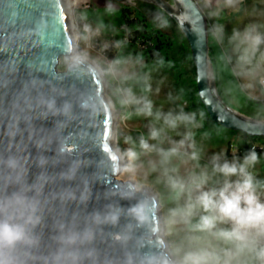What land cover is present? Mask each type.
<instances>
[{
	"label": "water",
	"instance_id": "obj_1",
	"mask_svg": "<svg viewBox=\"0 0 264 264\" xmlns=\"http://www.w3.org/2000/svg\"><path fill=\"white\" fill-rule=\"evenodd\" d=\"M112 1L125 7L135 2L151 4L170 17L188 42L198 96L212 121L234 133L264 139V120L239 113L219 94L210 58L208 21L195 0ZM5 45L7 50H0V195L20 187L9 181V177L14 181L15 173L3 163L10 156L23 165L22 184L42 183L38 196L41 221L35 228L39 245L32 250L35 259L27 264H49L47 258L58 248L61 232L86 227L95 231V240L88 247L94 248L97 255L95 260L85 259L82 264H124L128 252L139 264L146 254L166 253L169 248L157 197L148 188L131 198L124 196L129 185L135 183L118 179L124 167L114 144L115 113L102 72L87 58L75 72L59 69L67 50L76 47L66 0H0V49ZM33 80L39 82V89L31 87ZM38 92L54 97L58 106L71 101L76 118L57 131L62 116L46 115L34 99L31 108L25 104V97L35 98ZM85 94L98 101L99 111L94 116L82 113L77 106ZM14 101H18L19 108L13 107ZM16 117L21 132L13 138L8 128ZM62 144L69 150L65 155L60 154ZM41 159L47 161L43 166ZM74 161L80 163L75 177L64 178L63 173ZM141 201L149 205L150 215L148 223L137 226L126 212ZM109 205L124 210L119 223L94 224L93 214L105 212ZM129 224L131 239L121 245L113 235L125 231Z\"/></svg>",
	"mask_w": 264,
	"mask_h": 264
},
{
	"label": "clouds",
	"instance_id": "obj_2",
	"mask_svg": "<svg viewBox=\"0 0 264 264\" xmlns=\"http://www.w3.org/2000/svg\"><path fill=\"white\" fill-rule=\"evenodd\" d=\"M240 3L241 0H226L228 7ZM107 10L114 11L111 5ZM156 19L160 28L168 26L162 13ZM91 32V27L85 24L83 39L87 40ZM221 34L222 29H215L212 38L219 42ZM230 42L235 45L238 74L257 79L264 85V22L251 23L243 31L234 30ZM0 50L6 51L7 46ZM83 63L84 56L75 47L67 50L66 71L75 72ZM125 64L116 58L102 70L112 84L113 105L122 108L136 106L135 114L151 118L152 125L147 138L141 135L138 142L131 136L125 138L128 147L122 157L129 162L130 171L145 167L142 157H154L147 160V170L159 173L157 182L164 185L165 193L160 198L164 208L162 228L165 235L172 237L166 253L146 254L139 259V264H264V199L261 198L264 183L257 181L250 171L260 161L255 150H250L242 160L237 157L229 160L226 153L220 152L201 165L202 150L197 148L194 132L201 124L196 113L183 109L167 113L159 109L154 111L153 101L147 95L137 97L133 88L137 77ZM31 87L39 89L41 85L33 80ZM143 90L145 93L151 90L146 80ZM33 99L36 105L45 109L46 115L64 118L57 131L76 118L71 101L65 100L58 106L54 97L38 92L35 98L25 97L29 108ZM77 106L82 113L93 116L99 111L98 101L91 94L82 95ZM13 107H20L18 101H14ZM181 128L185 129L183 133ZM20 132L19 118L16 117L9 125L8 135L14 138ZM173 133L181 138L173 139ZM165 144L169 146L164 147ZM68 151L62 144L60 154L65 155ZM46 162L41 159V166ZM3 163L15 173L14 181L11 177L9 181L20 187L0 195V264H27L28 260L35 259L32 250L39 245L35 228L41 221L38 196L42 183L22 184L23 165L15 156L8 157ZM181 164L190 165L183 175L180 173ZM79 167L80 163L74 161L63 173L64 178L73 179ZM142 188V184L129 185L125 198H131ZM30 192L34 194L29 195ZM122 214L123 209L109 205L105 212L94 213L92 220L96 225L114 226ZM126 215L137 226L144 225L148 223L149 205L138 202L127 209ZM131 230L132 224H129L125 231L115 233L113 239L126 245L131 239ZM95 235L91 227L62 231L57 238L58 248L47 258L49 264H82L85 259L95 260L96 250L88 247ZM124 264H137V258L128 252Z\"/></svg>",
	"mask_w": 264,
	"mask_h": 264
},
{
	"label": "rangeland",
	"instance_id": "obj_3",
	"mask_svg": "<svg viewBox=\"0 0 264 264\" xmlns=\"http://www.w3.org/2000/svg\"><path fill=\"white\" fill-rule=\"evenodd\" d=\"M195 1L208 21L210 58L215 70L217 88L221 98L228 106L239 113L264 120V90L257 79L238 74L239 69L236 64V53L234 52L235 45L230 42L234 30L243 31L251 23L264 22V0H241V3L236 7H228L226 0ZM109 5L112 6L114 11L109 12L107 10ZM122 6L112 0H66L68 19L71 22L73 33L77 36V51L82 53L84 58L92 61L101 72L106 68L108 62L113 59L119 58L125 61V66L129 68V71L134 72L137 77V80L133 82L137 97L147 95L153 101L154 111L159 109L167 113L168 111L179 112L183 109L188 113H196L197 121L201 124V127L194 129L197 148L202 150L201 165L208 163L214 154L220 152L226 153L229 160L233 157L242 160L244 156L237 154L244 148L241 134L220 126L217 127L214 124L207 125L204 115L191 110L189 103L182 100L179 87L168 68L164 67L159 61L150 63L139 61L127 53L126 47H122L123 51L121 53L117 52L121 47H117L121 39V29L115 20L117 18L116 12ZM131 8L142 11L148 20L154 23L166 37L174 41L178 50L186 45L185 38L177 25L163 11L151 4L141 2H135ZM161 13L168 21L166 28L158 26L159 22L156 17ZM103 20H106L107 24L103 23ZM85 24H88L92 29L87 40L83 39ZM218 28L222 29V39L219 42L212 38V32ZM109 51L114 56L113 58L109 56ZM179 57L183 69L190 71L191 64L189 61L182 59L181 55ZM229 58L231 59L229 60ZM59 69L66 70L65 57L61 59ZM104 78L107 95L113 105L111 97L112 84L108 77L104 76ZM145 80L151 87V90L147 93L143 90ZM135 107L122 108L119 105H113L115 113L114 143L121 157L123 151L128 147L125 138L131 136L137 142L141 135L147 138L152 125L151 118L135 114ZM184 131L185 129H180L181 133ZM171 135L176 140L181 138L174 133ZM149 142L154 143L153 141ZM257 145L263 146V142L258 141ZM168 146V144L164 145V147ZM188 151H191V149H188ZM152 158L154 157H142L145 167L130 171L128 169L129 162L122 157L124 168L118 179L123 182L133 181L135 184H142L143 188H148L159 201V211L162 219L164 208L161 207L160 198L165 193V188L162 183L157 182L159 173L147 170V160ZM189 166L181 164L180 173L183 175ZM250 171L254 173L257 181L264 183V162L261 159ZM261 198L264 199V190H262ZM163 235L169 248L172 237L165 235L164 231Z\"/></svg>",
	"mask_w": 264,
	"mask_h": 264
},
{
	"label": "trees",
	"instance_id": "obj_4",
	"mask_svg": "<svg viewBox=\"0 0 264 264\" xmlns=\"http://www.w3.org/2000/svg\"><path fill=\"white\" fill-rule=\"evenodd\" d=\"M116 15L115 22L121 29V39L118 42L121 47H119L117 52L121 53L123 51L122 47H126L127 53L139 61L147 63L152 61L161 62L164 67L172 72L176 85L179 87L181 98L184 102L189 103V108L202 113L207 125L214 124L218 127L209 117L199 99L196 85V70L186 39V45L178 50L174 41L166 37L139 9L122 6L116 12ZM103 23L107 24V21L103 20ZM108 54L112 58L114 57L110 51ZM179 54L182 56V59L188 60L191 64L190 71L183 69L181 66ZM241 136L244 148L237 154L245 156L250 150H255L264 162V139L251 137L247 134H241ZM258 141L263 142V146H258Z\"/></svg>",
	"mask_w": 264,
	"mask_h": 264
},
{
	"label": "bare ground",
	"instance_id": "obj_5",
	"mask_svg": "<svg viewBox=\"0 0 264 264\" xmlns=\"http://www.w3.org/2000/svg\"><path fill=\"white\" fill-rule=\"evenodd\" d=\"M67 15H68V13H67ZM68 18H69V16H68ZM69 20V19H68ZM69 25H70V28H71V22H70V20H69ZM71 31H72V28H71ZM72 35H73V39H74V42H75V49H76V51H77V44H76V40H77V36H76V34H74L73 33V31H72ZM78 52V51H77ZM115 144V143H114ZM118 153H119V151H118ZM119 155H120V153H119ZM120 157H121V155H120ZM121 161H122V157H121Z\"/></svg>",
	"mask_w": 264,
	"mask_h": 264
},
{
	"label": "built area",
	"instance_id": "obj_6",
	"mask_svg": "<svg viewBox=\"0 0 264 264\" xmlns=\"http://www.w3.org/2000/svg\"><path fill=\"white\" fill-rule=\"evenodd\" d=\"M260 86H261V88L264 90V85H261V84H260Z\"/></svg>",
	"mask_w": 264,
	"mask_h": 264
}]
</instances>
